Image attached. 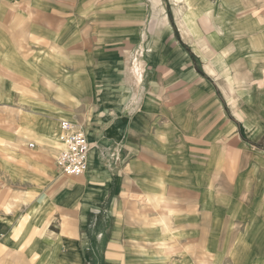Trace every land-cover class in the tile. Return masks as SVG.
<instances>
[{
	"label": "crops",
	"instance_id": "obj_1",
	"mask_svg": "<svg viewBox=\"0 0 264 264\" xmlns=\"http://www.w3.org/2000/svg\"><path fill=\"white\" fill-rule=\"evenodd\" d=\"M170 1V16L179 37L184 42L193 39L189 42L190 49L196 55H203L200 56L202 70L219 90V93H198L201 109L193 119L212 118L209 113L213 107L216 117L213 116L212 128L219 136L217 141L224 140L230 131L240 134L242 130L246 139L241 145L255 148L258 154L254 160L264 161V155H260L264 153V0ZM142 2L146 11L143 15H148L147 6L152 1ZM119 12L118 0H0V264H135L131 258L119 259L118 250L122 248L117 242L119 228L114 226L116 205L109 202L108 196L104 200L102 193L113 199L119 186L124 190L130 173L137 174L139 193L157 191L164 182L161 170L173 167L184 173L182 183H193L195 189L203 187L199 191L200 207L187 206L183 215L188 219L183 226L175 227L178 232L186 229L188 239L184 245L212 247L207 249L212 252L214 249L216 255L208 258L210 264L228 261L229 264H264V197L245 203L241 198L249 190L235 188V195L241 198L235 200L232 210L228 206L226 213L231 218L236 216L237 242L232 245L233 233L225 257L224 240L219 241L221 232H218L222 223L219 214L225 208L222 204L214 209L210 205L211 199L218 196L211 187L216 181L218 159L205 156V161L197 164L174 147L177 130L191 137L194 121L178 119L177 105L168 97L161 104V113L155 116L151 112L134 111L129 119L123 115L118 118V125L107 134L121 136L123 143L115 149L104 170L93 159L83 175L67 176L56 165L54 174L46 163L37 161L41 154H37L40 148L36 143L34 154L31 153L34 150L24 147L27 139L57 137L62 115L76 118L81 125L94 124L88 120L86 111L90 108L87 101H94L100 91L98 77L115 76L121 70L103 68L106 61L116 58L117 45L122 42ZM165 17L160 22L175 37L167 13ZM126 31L130 38L136 34L134 25ZM196 38L205 44L198 45ZM105 47H109V55ZM142 72L141 68V75ZM16 77L20 81L18 87L14 83ZM200 84L212 90L206 83L200 81ZM25 95L41 98L27 99L31 108L20 109L14 99ZM50 95L51 100L46 98ZM65 95L66 101L59 100ZM19 109L23 113L18 120L15 117ZM221 109L227 113L226 126L218 121L223 120L217 117H222ZM74 110L87 115L78 118ZM188 114L186 117L191 119ZM203 122H197L196 127ZM88 128L85 126V131ZM89 130L86 134L95 144L98 136ZM57 143L60 147L58 137ZM241 176L240 172L236 184ZM217 179L220 180L219 176ZM255 190V194L264 196L263 187ZM196 214L208 216L202 226L195 222ZM106 219L110 221L111 257L97 263L92 253H99L97 242L104 231L92 229L91 223ZM159 229L163 230L158 227L157 233L161 232ZM209 230L216 232L214 238H206ZM174 233L177 241L178 233ZM88 237L93 240L90 244ZM163 238L158 234L156 248L162 249ZM197 257H150L149 264H186L195 262Z\"/></svg>",
	"mask_w": 264,
	"mask_h": 264
},
{
	"label": "rangeland",
	"instance_id": "obj_2",
	"mask_svg": "<svg viewBox=\"0 0 264 264\" xmlns=\"http://www.w3.org/2000/svg\"><path fill=\"white\" fill-rule=\"evenodd\" d=\"M151 1L147 6L148 15H143L146 11H144L145 5L142 0H118L120 4L119 19L122 21V42L117 45L116 58L112 59V62L106 61L107 65H103V68H107L109 71L114 67L121 70L115 76L103 75L98 77L97 85L100 91L95 94L96 99L94 101H87L90 108L86 111L87 113L89 112L88 120L94 124H79L82 127L89 126L95 132V136H98V141L94 142L97 146L91 142V152L89 150L91 153L90 164H92L94 159L95 161L98 160L102 169L105 166L107 167L108 159L112 158L115 149L117 147L121 148L123 143L121 136L109 137L107 134L111 128L118 125L116 121L119 120L118 118H121V115L129 119L134 111L138 113L142 111L145 113L146 111L153 113L155 116L161 113V104L164 102L165 97H168L169 101L177 105L179 112L177 114L178 119L183 121L187 119L190 122L194 121V127L191 128L193 133L191 137L184 132H179V129L177 130L178 133H176L174 147L182 150L183 152L181 154L186 153L197 164L205 161V156L211 157V159L215 156L218 159L219 166L215 167H218V173L215 177L216 181H213L211 184L212 190L215 189L214 195L218 196L215 199H211L212 204L210 205H212L213 209L220 204L225 208H223L224 212L219 214L222 218V223L220 224L218 232H221L219 241L222 242L224 240L222 248L226 252L225 257H228L229 240L234 233V243L232 245L236 244V230L238 229V225L236 216L231 218L227 215V207H231L232 210L235 200L241 198L235 195V188L239 189L242 187V189H248L250 191L241 198L245 203H251L253 198L257 200L264 197L260 194H255L257 187L264 188V161L260 159L254 160V157L258 154L254 151L255 148L250 147L248 149L241 145L242 140L246 139L245 133L242 130H239L240 134L230 131L224 140L222 138L221 141H217L219 136L213 133L212 128L213 120L216 117L213 107L209 113L212 118H208L206 121H204V118L193 119L197 117V113L201 109L198 106L200 101L198 93L200 91L201 93H214L215 91L219 93L218 86L202 70L200 56L203 55H196L190 49L189 42L193 41V39L187 38V43L179 37L177 25L170 16L172 8L171 1ZM163 4L167 8L166 13L169 16L168 18H170L169 22L175 37L169 34L171 29L166 30L165 26L160 22V19L166 20ZM109 6L111 5L109 4ZM130 25H134L136 28V37L133 35L135 38H130V35L126 31ZM196 43L198 45L205 44L200 38H196ZM108 48L105 50L109 55L107 52ZM139 67L143 69L142 75L141 68ZM200 81L206 83L212 90L205 88L200 84ZM14 83H16L17 87L20 85L17 77ZM214 86L217 87L216 90H213ZM66 97L67 95L60 96L59 100L66 101ZM75 97L79 100L78 95H75ZM37 98L34 95L31 97L25 95L23 97H16L14 101L19 105L20 109H30L31 105L27 99L32 100ZM46 98L51 100L53 96H46ZM56 101L58 102V97ZM20 109L15 119H20V115L23 113ZM220 111L222 117L220 118L219 115L217 117L223 120L218 121L226 126L225 122L227 117L225 115L227 113L223 109ZM73 112H75L78 118L87 115L81 110H74ZM187 114L191 119L186 117ZM60 118L69 119L78 123L74 117L62 115ZM101 120L103 122L106 121V123L100 124ZM196 121L204 122L199 127H196ZM89 128L86 129L88 134L90 133ZM189 137L192 138V141H190ZM35 143L40 148L37 154H41V159L37 161L46 163L50 171L55 174V162L61 147H58L57 137L54 136L53 139L50 138L48 140L36 138L27 139L24 147L26 150H34L32 144L34 145ZM15 149H19V144L15 146ZM35 152L34 150L31 153L34 154ZM260 155L263 156L264 153ZM44 156H48L49 159H44ZM161 172L164 182L162 186L159 185L157 191L152 192V190L139 193L140 184L137 179V174L130 173V179L125 184L124 190H122V186H119L116 189V194L113 199L106 192L102 193V196L105 197L104 200L108 196L109 202L112 205L115 202L116 205L117 211L114 226L119 228L117 242L122 248L118 250L119 259L120 257L124 258V260L131 258L135 264H149L153 257L165 256L170 258V256L180 255L186 259L191 255H198L199 257L195 258V262H187L186 264H210L208 258H212L213 254L216 255L214 249L213 252L209 250H212V247L207 245L190 247L187 244L185 246L184 241L188 239V235H185L186 233L184 232L186 229L179 232L175 230L177 225L183 226L184 220L188 219V216L183 215L187 206L195 205L196 208L200 207L199 191L203 187L195 189L191 186L193 183L187 181L186 183H182L180 180L184 178L182 177L184 173L177 167L170 169L163 168ZM240 172L242 176L238 180L239 184H236L235 178L239 176ZM103 175L104 172L102 173ZM218 176L220 180L217 179ZM102 179L105 180L107 178L102 177ZM117 179H119V176ZM184 184L186 186L188 185L187 190ZM160 187L162 188L159 189ZM192 190L194 191L191 193ZM195 216V222L199 226H202L206 222L207 215L200 216V214H196ZM163 218L165 221H163ZM109 222L106 219L102 222L95 221L91 223L92 229L101 228L102 232L104 231L103 236L97 242L98 245L100 244V247H98L99 253H92L97 263H99L98 260L105 262L106 259L110 260L111 257L110 252H108L110 238L108 235V229L110 228ZM158 227L163 230L159 229L161 232L157 233L156 230ZM173 233H178L177 241L174 240ZM158 234L164 237L162 240L164 243H161L163 245L162 249L155 247L157 246L155 241L158 240ZM215 235V231L209 230L206 238H214ZM87 240L89 244L93 242L92 237H88ZM164 245H168L169 247L164 248ZM229 263V261L226 262V264ZM168 264L175 263L170 262Z\"/></svg>",
	"mask_w": 264,
	"mask_h": 264
},
{
	"label": "built area",
	"instance_id": "obj_3",
	"mask_svg": "<svg viewBox=\"0 0 264 264\" xmlns=\"http://www.w3.org/2000/svg\"><path fill=\"white\" fill-rule=\"evenodd\" d=\"M57 137L61 146L56 158L58 170L67 176L83 175L89 166L88 149L91 144L84 127L69 119H61Z\"/></svg>",
	"mask_w": 264,
	"mask_h": 264
},
{
	"label": "bare ground",
	"instance_id": "obj_4",
	"mask_svg": "<svg viewBox=\"0 0 264 264\" xmlns=\"http://www.w3.org/2000/svg\"><path fill=\"white\" fill-rule=\"evenodd\" d=\"M72 121V120H71ZM74 122V121H73ZM76 123V122H75ZM78 124V123H77ZM83 128V127H82ZM90 146H91V144H90ZM89 150H90V147H89V149H88V155H89V157H88V159H89V165H90V153H89ZM145 200V199H144Z\"/></svg>",
	"mask_w": 264,
	"mask_h": 264
}]
</instances>
